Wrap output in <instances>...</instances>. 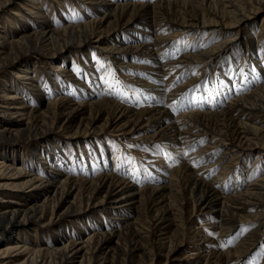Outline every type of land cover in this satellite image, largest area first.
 <instances>
[{
    "label": "bare ground",
    "instance_id": "obj_1",
    "mask_svg": "<svg viewBox=\"0 0 264 264\" xmlns=\"http://www.w3.org/2000/svg\"><path fill=\"white\" fill-rule=\"evenodd\" d=\"M6 1L12 2V0ZM47 1L33 0L31 3L35 8H32L33 11L30 9V14H37V17L46 19L44 15ZM79 1L74 0L77 4ZM99 1L104 6L108 2L88 0L91 4ZM117 1L120 2H113L116 4H114L115 11L112 9L116 15L115 23H122L123 29L128 28L122 31V36H119L121 39L118 40L117 37L111 43L110 40L107 41L103 50L109 52L115 61L121 62L123 68L136 67L139 54L146 50L144 63L137 65L133 74L126 73L122 77L127 83L148 90L161 101L165 100V105L157 108L142 107L136 111L123 102L111 101L110 97L103 94L99 96L88 94L79 97L73 103L71 113L76 111V115H79L89 111L91 125L94 126L102 121L103 117L101 112H94L96 106L106 104V107H109V114L104 120V127L123 132L125 136L131 134L144 117H150L151 122L153 118L163 115L167 117V121L158 132L156 131L154 137L161 146H165L167 151L171 150L180 156L181 160L176 167L171 168L172 175L167 181L168 184L164 185L163 181L157 186L137 189L128 179L119 178L113 172H104L93 176L92 179H85L63 174L58 165L50 166V170H47L45 167L49 157L35 142L32 150L30 149L33 152L32 159H29L27 164L16 161L15 151L10 155L5 153L4 149H0V189L9 187L19 191L28 189V195L22 196L15 192L10 205L0 207V257L7 258L6 262L0 264H110L105 249L117 235L124 224L123 221L130 219L134 200L142 196L146 197L150 192L147 201L152 200L157 205L161 204L164 200L160 202L155 197L166 190L169 193L173 192L172 183L176 182L180 185L181 180L184 181V184L182 183L184 188L180 187L179 192L184 196L187 191L189 201L179 203L176 199L169 198L167 207L183 216L185 208L190 205L189 216L195 219L193 218L191 226L189 223L183 225L188 233L192 231L194 224L198 225L197 221L203 220L205 223L203 228L200 226L201 229L195 231L199 236L195 235L192 238L194 258H197L194 263L241 264L262 241L260 229L264 225V169L260 171L258 167L264 159V81L257 82L245 93L241 92L240 95L229 99L219 113L194 107L190 112L175 116L172 115L170 104L172 100L187 93L192 87L197 88L209 71L216 70L222 61L227 64V69L224 71L226 78H230V73L234 75L240 66L244 67L247 61L261 71L264 78V53L260 54L257 51L259 42H263L260 37L264 35V28L258 30L260 39L257 42L252 38L253 21L259 14L264 15V0ZM30 6L32 7L29 4L28 7ZM36 8L38 11L34 13ZM79 9L84 12L85 21L78 25L65 24L62 27H56L52 23L43 24L40 21L26 20L24 14L11 17L10 25L14 33L19 30L15 34L18 38L12 41V44L19 45L29 41L35 45L33 49L37 52L56 47L54 52L58 55L60 54L56 51L60 52L65 47L83 46L99 31L106 22L108 14L98 18L95 15L96 9L80 7ZM136 27L139 28L134 30ZM61 31L69 34V38L64 40L65 38L58 37L57 34ZM6 35V31L2 32L0 28V67L9 59V56L1 52V46L6 42ZM240 36L243 39H239ZM146 37L152 39L148 43L139 40ZM182 38H186L187 42L183 46H178L181 50L179 55L167 58L168 49ZM234 46L237 47L234 49L236 50L234 55L226 59L227 51ZM127 51L133 55H128ZM18 54L15 60L22 55V53ZM233 62H238V66L232 67ZM66 63L64 61V64ZM90 64L86 65L87 71L98 74L97 69ZM63 67L61 66V69ZM32 68L27 67L19 76L17 75V78L19 81H25V83L20 81L22 85L36 91L33 96L39 98L37 107L44 106L46 114L58 120L65 112L69 99L65 93H62L54 102H44V97H40L44 94L42 88L51 76L42 70L44 68L42 65L35 64L34 69ZM182 75L187 80H184L183 84L174 86ZM68 76L69 78L74 76L76 80L74 74ZM17 78L10 85L7 82L3 83L4 85L0 83V113L11 119L25 116L27 120L25 125L30 130L28 136L37 137L44 128L43 119L39 116L40 109L29 107L26 101L22 100L23 98H19V93L10 95L7 93L11 88L17 91L20 89ZM55 80L53 78L51 83ZM70 81L61 82L66 87L70 85ZM81 85L85 88L89 87V84L84 82ZM60 86L63 90L64 86ZM132 112L134 114H131ZM5 120H0V139L10 136L19 137L17 129L20 123L14 120L4 123ZM67 126H70V122ZM78 134L79 131L75 136ZM71 138L74 140L75 137ZM201 139L207 140L205 146L200 145L201 147L196 148ZM220 151L223 153L216 159L215 154ZM155 155L157 154L145 156L152 160L151 170L158 173L157 166L162 165L163 161L161 155ZM36 157L39 162L36 161ZM249 160L254 161L248 164ZM240 165L247 167L246 173L249 178L247 185L245 184L246 186L241 189L232 188L230 192H225L223 187H220L222 180L218 179L229 177ZM211 171H216V176L208 180L207 174ZM46 188L48 189L45 190ZM51 191L53 194L47 195V192ZM72 195H75L74 200L71 207L67 208L70 216L101 208L100 212L94 214L95 218H92L94 222H99L103 219L100 215H105V218H112L120 224L114 227L109 223L110 226L106 227L102 223L92 221L94 224L86 222L85 227H81L80 222L75 221L72 225L79 228L77 233L70 232L62 246L38 248L27 245L24 239L28 229L31 226L36 227L34 224L48 217L49 220L55 216L60 217L57 215V209ZM171 217L170 211L158 216L146 229L148 237L154 240L151 264H180L177 263L179 247H173L169 241L170 229L174 226ZM167 222L169 224L165 225ZM205 228L212 229L211 234L205 233ZM236 233H240V236L229 248H224L222 245L226 237ZM140 251L142 250L134 252ZM134 252L131 258L127 256L128 261L116 264H137ZM79 258H81L80 262H78Z\"/></svg>",
    "mask_w": 264,
    "mask_h": 264
},
{
    "label": "rangeland",
    "instance_id": "obj_2",
    "mask_svg": "<svg viewBox=\"0 0 264 264\" xmlns=\"http://www.w3.org/2000/svg\"><path fill=\"white\" fill-rule=\"evenodd\" d=\"M106 1L108 2L104 6V4L102 5V2L100 1L99 3L96 2L97 4L95 2L91 4L88 0H80L77 4L74 0H48L46 3V14L44 15L46 19H42L37 17V14H30L32 8H35V6L33 7V3H31L33 0H12V2L0 0V28L2 32L6 31L7 34L5 38L6 42L1 46V52L4 53V55L9 56V59L5 62V64L0 67V83L4 85L3 83L7 82L10 85L12 82L16 81L15 79L17 78V75L19 76V74H21L27 67L31 69L33 66L32 69H34L35 64L36 66L42 65L44 67L42 70L46 72L48 76H51V79L48 78L46 85L43 86L42 91L44 94L40 97H44V102L48 103L54 102L58 96L65 93L69 99L65 112L58 118V120H54L46 114L44 106L37 107L39 98L38 96H33L36 91L34 89L31 90L29 86L26 87L22 85L25 81L20 80L21 82L23 81L21 83L17 78L18 82H20V89H18L19 92L15 88H11V90L7 92L8 95L14 94L15 92L17 94L19 93V98H23L22 100L26 101V104H28L29 107L37 108V110L40 109V114H37H39V116L43 119L44 128L41 130L42 134L40 133L37 137H29L28 133L30 130L25 125L27 122L25 116L23 118L17 117L15 119H11L6 117L1 112L0 120L6 119L4 123L8 120H14L18 121L20 126L17 129L19 137L10 136L0 139V149H4V152L10 155L13 154V151H15L16 161L22 162V164H27L29 159H32L33 156V152L31 151L33 148L32 145L37 143L38 147L43 149L45 154L49 157V161L47 162L48 164L45 167L47 170H50V166L58 165V168L63 171V174H71L76 177H84L85 179H92L94 178L93 176H97L98 174L104 172H113L119 178L128 179V181L137 189L157 186L162 184L163 181V184L166 185L168 184L167 181L171 179V168L176 167L181 160L180 156H177L175 152L171 150L167 151L165 146H161V143L159 144L157 139L154 137L159 129L165 125L167 117L162 115L156 119L153 118L151 122L149 120L150 117H144L135 127L136 130L134 129L131 134L125 136L123 132H117L111 128L109 129L104 127V120L109 114V107H106V104H102L103 106H96V110L94 112H101L103 117L102 121L94 124V126L91 125L89 111L85 114L83 113L79 115H76V111L71 113L73 109L72 107H74L73 103H75L79 97L87 96L88 94L91 96H99L100 94H103L104 96L110 97L111 101L123 102L125 105L131 107L132 110L136 111L142 107L157 108L165 105V100L161 101L157 98V96L152 95L151 92L149 93L148 90H142L127 83V80L122 77L126 73L129 75L131 73L133 74V72L137 69V65L139 66L144 63L143 61L146 57V50H143L139 54V60L136 61V67L133 68H123L121 62L115 61L111 58L112 55L109 54V52L103 50V48L107 45V41L110 40L111 43V41L117 37L118 40L121 39L119 36H122V31H126L128 28L123 29L122 23H115L117 20L114 13L115 3L113 2L120 1ZM29 4L32 5V7H28ZM79 7L83 9L91 8V10L96 9L97 11L95 15L98 18L108 14L105 19V25L103 24L99 31L83 46H74V49L65 47V49L60 52L56 51L60 54L58 55L54 52L56 47H54V49L49 48V50H44V52H37L33 49L35 45L29 41H25L23 44L19 45L12 44V41L18 38L15 37V34L18 33L19 30L14 33V30L10 25L11 17L24 14L27 17L26 20H32V22L40 21L43 24L52 23L56 27H62L65 24L78 25L85 21L84 12L81 11ZM112 9L114 10L113 12ZM36 11H38L37 8L34 9V13ZM255 19L256 20L253 21L254 30L252 31V38L254 42H257L260 38L263 39V42H259L257 50L258 53L262 54L264 53V35L259 38L257 32L260 28H264V15L259 14ZM138 28L139 27H136L134 30H137ZM57 36H60L61 39L65 38L64 40L69 38V34L64 31L59 32ZM242 36H240L239 39H243ZM150 39H152V37L141 38L139 40H145L144 42L148 43ZM186 42V38L176 41V43L168 49L167 58L170 59L179 55L181 50H179L178 46H183ZM236 48L237 47L234 46L227 51L226 59L234 55L233 53L236 51L234 49ZM71 51L73 53H71ZM18 53H22V55L15 60L17 55H19ZM126 53L128 55H133V53L129 51ZM64 61L67 63L64 64ZM89 64L97 69L98 74H91L87 71L86 65ZM231 64L232 67L238 66V62H233ZM61 66H64L63 69H61ZM226 69V62H220L217 69L210 70L209 73L201 80L197 88L194 86V88L192 87L187 93L172 100L170 104L172 115L178 116L180 114L190 112V110H193L194 107L200 110L210 109L219 113L226 106L229 99L240 95L241 92L245 93L257 82L264 81L261 71L257 70V68L254 67L250 61H247L244 67L240 66L236 69V73H234V75L233 73H230V78H226L224 76V71ZM70 74H74L76 76V80L74 79V76H70V78L69 76L67 77V75ZM54 76L59 78L57 79ZM53 78L56 80L51 83ZM63 80L73 81H70V85L68 84L65 87L64 83L61 82ZM184 80L186 81L187 79H185L184 75H182V77H179V79L176 80L174 86L183 84L185 82ZM83 82L89 84V87L85 88L82 86L81 84ZM60 85L64 86L63 90L60 88ZM24 87H26V89ZM22 89H25V91ZM34 99H37V101ZM131 114H134V112ZM69 122L70 126H67ZM4 123L2 125H4ZM77 131H79V134L78 136H75ZM71 137H75L74 140H71ZM206 141L207 140L205 139H201L196 148L205 146ZM151 146L156 148L158 147V149H153ZM222 153V151H220V153H216L215 158H219ZM146 154H157L155 156L161 155L163 164L157 166L158 173L151 170L152 160L150 157L145 156ZM36 161H38L37 157ZM253 161L254 160H249L247 163L252 164ZM260 163L261 164L258 169L262 171L264 169V159H262ZM236 168V171L229 177H221L218 179L222 180L220 187H223V190L227 193L228 191L230 192V189L232 188L241 189L247 185V179H249L247 178L248 175L246 173L247 167L245 165H240ZM215 172L211 171L207 174L208 180L216 176ZM182 183L184 184L183 180H181L180 185L176 182L172 183V185L174 184L173 192L169 193V191L166 190L163 194L159 195L160 198L159 196L155 197V199L160 200V202L164 200L161 204L157 205L156 202L154 203L152 200L147 201V197L151 195L150 192L146 194V197L142 196L134 200V204L132 205V214L129 217L130 219L128 221H123L124 224L120 227L118 233H116L117 235L112 238L110 245L105 249L108 262H110V264H116L117 262L125 263V261H128L129 258H131L132 253L138 250L142 251L136 253L134 252V255H136V263L151 264L154 240L151 237H148L146 229L149 225H151L156 217L166 214L169 211L170 214H172L171 219L174 222V226L170 229L169 241L173 247H179V259L177 260V263L195 264L194 262L197 258H194L193 245H191L193 242L192 238H194L195 235H197L196 237L199 236L196 234L197 232L195 233V231H198L201 227L203 228L205 223L203 220L197 221L196 223L198 225L194 224L192 226V231L188 233L183 225L189 223L191 226L195 219V217L189 216L191 215L190 205L185 208L183 216H181L177 211H171L172 208L170 209L167 207V199L169 198H174L179 203H186L189 201V194L187 191L184 196L179 192L180 187L184 188ZM47 189L48 188L45 190ZM27 190L28 189H23L19 191L10 187L0 189V207L10 205V201L13 200L15 192L22 194V196L28 195ZM176 191L179 193H176ZM47 193V195L53 194L52 191ZM74 197L75 195H72L66 199L57 209V215H60V217L55 216L51 220H49L48 217L45 219L46 221L42 220V222L34 224L36 227L31 226V228L27 231L26 238L24 239L26 244L38 248L60 247L67 241L70 232L75 231L77 233L79 228L76 226L75 228L72 225L75 221H79V225L81 227H85L86 222L91 224L102 223V225L106 227L110 226L109 223H111L114 227H117V225L120 224L119 221L116 222L117 220L115 221L112 218H105V215H100L103 219H100L99 222H94L92 218H95L93 217L94 214L100 212L101 208H97L95 211L89 210L87 212H82L77 216H70L67 208L71 207ZM168 224V222L165 223V225ZM36 229L38 230L34 234ZM210 231H212V229H204L205 233L211 234ZM260 231L262 241L259 243L257 248H255L254 252L249 257L245 258L241 264H264V225ZM213 233L214 232H212V234ZM213 235H215V233ZM20 236H22V234H20ZM239 236L240 233H236L226 237L222 246L224 248H229ZM49 243H51V245ZM80 260L81 258L78 259V262H80ZM6 261L7 258L0 257V263Z\"/></svg>",
    "mask_w": 264,
    "mask_h": 264
}]
</instances>
